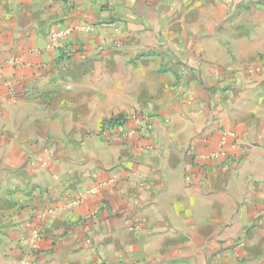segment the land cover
<instances>
[{
  "label": "crops",
  "instance_id": "obj_1",
  "mask_svg": "<svg viewBox=\"0 0 264 264\" xmlns=\"http://www.w3.org/2000/svg\"><path fill=\"white\" fill-rule=\"evenodd\" d=\"M190 1L0 0V200L21 231L0 264H166L208 241L237 254L264 228V77L217 66L205 85L198 34L159 47ZM204 1L179 25L237 3ZM73 23L89 29L50 44ZM158 53L192 73L187 89L157 98ZM78 89L92 116L74 113ZM134 111L156 116L141 128ZM225 130L236 143L209 157Z\"/></svg>",
  "mask_w": 264,
  "mask_h": 264
},
{
  "label": "rangeland",
  "instance_id": "obj_2",
  "mask_svg": "<svg viewBox=\"0 0 264 264\" xmlns=\"http://www.w3.org/2000/svg\"><path fill=\"white\" fill-rule=\"evenodd\" d=\"M202 1L191 0L187 9L174 11L172 20L177 24L169 27V32L173 34L171 38L167 37L168 39H163L164 37L161 35L162 39L158 43L159 47H169L175 50V48L184 44L183 38L187 36L186 32L189 33L190 37L193 34H198L195 37L196 41H189L198 51L196 56L190 60L192 61L191 65L197 69L205 85L209 84L211 86V83L213 85L218 78V74L223 75L217 71V66L224 68V74L230 73L233 76L243 72L259 75L260 66L264 61V0H237L235 6H231V4L228 6L227 12L219 11L216 8L214 19L211 17L214 9L202 8V10L195 13H199V16L194 20H190L193 24L190 23L187 28L180 26L179 16L183 12L186 15L189 14L196 9L193 6ZM225 13L227 14L225 15ZM213 20L215 23H213ZM163 29L164 27L161 28V30ZM131 60L134 59H129V62H132ZM156 65L158 68L157 98H163L167 94L166 92L174 91L175 85L179 81L184 82L183 87H181L183 90L188 88L192 73L183 67L177 66L178 60L176 58L158 53ZM168 71L173 73L170 80L168 78L164 79L166 73H169ZM181 92L182 90L177 92L178 95L176 96L178 98L183 96ZM76 93L80 102L76 106V111H74L76 116H92V112H88L90 107L81 103L85 101L84 89H78ZM153 116H156V114L134 111L131 118L134 124L144 128L146 125H150ZM113 121L114 119L110 118L104 124L112 126L114 125ZM127 130L125 129V131ZM0 206L2 208L0 214V250L3 254L5 252V241H12L16 239L15 236L17 235L21 236V231L18 234L13 233L12 225L19 226L20 221H17V218L12 216L13 214H6L7 208L5 207H8V203L1 199ZM6 223L9 224L6 226L4 225ZM244 233L246 237L243 239L241 250H237V254L231 252L230 248H226L223 244L220 248L216 246L214 248L212 245L215 243L208 241L205 244L201 243L203 248L186 249L185 253L175 256L172 261L166 264H264V228L256 230L251 236H248L247 231H244ZM27 236V233H25L24 237Z\"/></svg>",
  "mask_w": 264,
  "mask_h": 264
},
{
  "label": "built area",
  "instance_id": "obj_3",
  "mask_svg": "<svg viewBox=\"0 0 264 264\" xmlns=\"http://www.w3.org/2000/svg\"><path fill=\"white\" fill-rule=\"evenodd\" d=\"M77 29H85L88 30L89 27L88 26H81L79 24H69L64 26L63 28H56L53 29L50 33V44H54L59 38H66L67 36L71 35L75 30ZM21 61L20 57H16L13 60H10V62L12 64H18ZM260 75L264 77V61L262 62L261 66H260ZM9 87V85H8ZM149 126L146 125L144 128L147 129V127ZM133 133L132 129H128L127 131L124 132V134L126 136H130ZM231 141L229 143V145H234L236 143V137L235 134L232 131H223L222 134L220 135V139H219V145L216 151L211 152L209 154V157L211 158H219V157H224L227 155V145L228 142ZM104 184V183H102ZM95 189H92V191H95Z\"/></svg>",
  "mask_w": 264,
  "mask_h": 264
},
{
  "label": "trees",
  "instance_id": "obj_4",
  "mask_svg": "<svg viewBox=\"0 0 264 264\" xmlns=\"http://www.w3.org/2000/svg\"><path fill=\"white\" fill-rule=\"evenodd\" d=\"M264 213V212H263Z\"/></svg>",
  "mask_w": 264,
  "mask_h": 264
}]
</instances>
